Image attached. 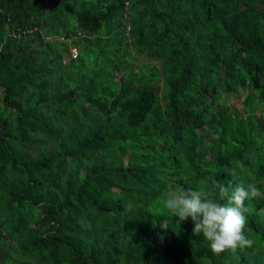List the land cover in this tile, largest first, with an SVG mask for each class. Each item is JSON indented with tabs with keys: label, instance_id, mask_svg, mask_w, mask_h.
Instances as JSON below:
<instances>
[{
	"label": "trees",
	"instance_id": "obj_1",
	"mask_svg": "<svg viewBox=\"0 0 264 264\" xmlns=\"http://www.w3.org/2000/svg\"><path fill=\"white\" fill-rule=\"evenodd\" d=\"M213 181L251 247L165 207ZM0 264H264V0H0Z\"/></svg>",
	"mask_w": 264,
	"mask_h": 264
},
{
	"label": "clouds",
	"instance_id": "obj_2",
	"mask_svg": "<svg viewBox=\"0 0 264 264\" xmlns=\"http://www.w3.org/2000/svg\"><path fill=\"white\" fill-rule=\"evenodd\" d=\"M231 189V190H230ZM260 190L249 183L232 187L212 182L210 186L171 192L164 201L165 207L179 221L191 217L193 235H202L214 253L251 247L254 241L245 235L246 200L257 198ZM220 201H225L221 203ZM164 227V225H162Z\"/></svg>",
	"mask_w": 264,
	"mask_h": 264
},
{
	"label": "rangeland",
	"instance_id": "obj_3",
	"mask_svg": "<svg viewBox=\"0 0 264 264\" xmlns=\"http://www.w3.org/2000/svg\"><path fill=\"white\" fill-rule=\"evenodd\" d=\"M70 45H71L70 42H68V48H70L69 50H71V52H72V51H74L75 47L70 46ZM128 59H129V61H131L133 63V65L135 67L144 66L145 70L148 69L150 62H151V59L146 57V55L137 54L135 52L128 55ZM244 95H245V93L242 92V90H240L236 94L229 95L228 101L231 105L236 106L238 109L242 110L243 109L242 100L244 98Z\"/></svg>",
	"mask_w": 264,
	"mask_h": 264
},
{
	"label": "built area",
	"instance_id": "obj_4",
	"mask_svg": "<svg viewBox=\"0 0 264 264\" xmlns=\"http://www.w3.org/2000/svg\"><path fill=\"white\" fill-rule=\"evenodd\" d=\"M41 32V30H40ZM56 37H54V35H52L51 33H49L48 35H45V39H49V40H54ZM59 40H62L61 38H59ZM69 41V40H68ZM70 42V41H69ZM72 57L77 56L78 52L77 49L75 48L74 51L70 52ZM74 53V54H73Z\"/></svg>",
	"mask_w": 264,
	"mask_h": 264
}]
</instances>
